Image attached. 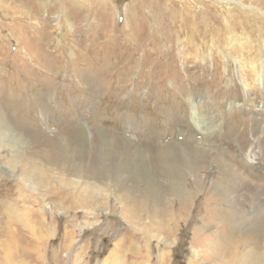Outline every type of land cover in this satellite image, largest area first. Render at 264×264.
<instances>
[{
  "label": "rangeland",
  "instance_id": "1",
  "mask_svg": "<svg viewBox=\"0 0 264 264\" xmlns=\"http://www.w3.org/2000/svg\"><path fill=\"white\" fill-rule=\"evenodd\" d=\"M0 264H264V0H0Z\"/></svg>",
  "mask_w": 264,
  "mask_h": 264
},
{
  "label": "bare ground",
  "instance_id": "2",
  "mask_svg": "<svg viewBox=\"0 0 264 264\" xmlns=\"http://www.w3.org/2000/svg\"><path fill=\"white\" fill-rule=\"evenodd\" d=\"M192 150H194V149H192ZM187 151V150H186ZM205 153V152H204ZM186 154V153H185ZM188 154V153H187ZM202 154V153H201ZM207 154V153H206ZM189 156V155H188ZM204 156H205V154H204ZM193 161V160H192ZM76 173V172H75ZM260 228V227H259ZM192 254L193 255H195V253H197V251L196 250H194V249H192ZM189 262V261H188ZM190 262H191V260H190Z\"/></svg>",
  "mask_w": 264,
  "mask_h": 264
},
{
  "label": "crops",
  "instance_id": "3",
  "mask_svg": "<svg viewBox=\"0 0 264 264\" xmlns=\"http://www.w3.org/2000/svg\"><path fill=\"white\" fill-rule=\"evenodd\" d=\"M5 260V259H4ZM11 260V259H10Z\"/></svg>",
  "mask_w": 264,
  "mask_h": 264
}]
</instances>
